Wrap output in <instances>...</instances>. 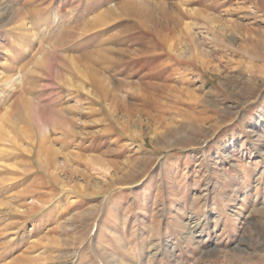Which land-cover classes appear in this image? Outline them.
<instances>
[{
    "label": "rangeland",
    "instance_id": "374dc122",
    "mask_svg": "<svg viewBox=\"0 0 264 264\" xmlns=\"http://www.w3.org/2000/svg\"><path fill=\"white\" fill-rule=\"evenodd\" d=\"M0 264H264V0H0Z\"/></svg>",
    "mask_w": 264,
    "mask_h": 264
}]
</instances>
